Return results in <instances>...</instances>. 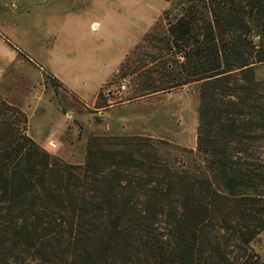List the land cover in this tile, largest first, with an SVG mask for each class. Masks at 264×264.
Segmentation results:
<instances>
[{"label": "trees", "instance_id": "obj_1", "mask_svg": "<svg viewBox=\"0 0 264 264\" xmlns=\"http://www.w3.org/2000/svg\"><path fill=\"white\" fill-rule=\"evenodd\" d=\"M163 20L143 37L163 32L159 84L136 97L192 86L195 149L92 138L71 165L0 101V264H264V0H170Z\"/></svg>", "mask_w": 264, "mask_h": 264}, {"label": "rangeland", "instance_id": "obj_2", "mask_svg": "<svg viewBox=\"0 0 264 264\" xmlns=\"http://www.w3.org/2000/svg\"><path fill=\"white\" fill-rule=\"evenodd\" d=\"M169 7L170 0H0V101L26 114L28 137L71 165L83 164L92 138L151 137L194 150L192 86L136 97L159 84L153 70L167 56L163 32L150 44L143 37L158 22L166 27ZM124 56L135 74L119 78ZM252 250L264 262V232Z\"/></svg>", "mask_w": 264, "mask_h": 264}, {"label": "built area", "instance_id": "obj_3", "mask_svg": "<svg viewBox=\"0 0 264 264\" xmlns=\"http://www.w3.org/2000/svg\"><path fill=\"white\" fill-rule=\"evenodd\" d=\"M125 89H126V84L125 83H121L119 86H118V89H117V93L119 94H122L125 92ZM56 147V145L54 144V142H51L49 141L47 143V149L49 150H52Z\"/></svg>", "mask_w": 264, "mask_h": 264}, {"label": "crops", "instance_id": "obj_4", "mask_svg": "<svg viewBox=\"0 0 264 264\" xmlns=\"http://www.w3.org/2000/svg\"><path fill=\"white\" fill-rule=\"evenodd\" d=\"M91 26H92L93 29H96V28H97V23H96V22H92V23H91ZM127 54H128V53H127ZM127 54H125V56H126ZM125 56H124V58H125ZM123 60H124V59H122V61H123ZM122 61H121V62H122Z\"/></svg>", "mask_w": 264, "mask_h": 264}]
</instances>
